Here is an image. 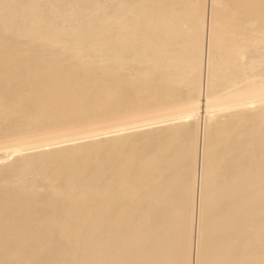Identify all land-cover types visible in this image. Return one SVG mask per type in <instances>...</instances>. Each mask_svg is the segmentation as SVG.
<instances>
[{"label":"bare ground","instance_id":"obj_1","mask_svg":"<svg viewBox=\"0 0 264 264\" xmlns=\"http://www.w3.org/2000/svg\"><path fill=\"white\" fill-rule=\"evenodd\" d=\"M0 264H264V0H0Z\"/></svg>","mask_w":264,"mask_h":264},{"label":"rangeland","instance_id":"obj_2","mask_svg":"<svg viewBox=\"0 0 264 264\" xmlns=\"http://www.w3.org/2000/svg\"><path fill=\"white\" fill-rule=\"evenodd\" d=\"M103 122L106 123L105 121H100V122L98 121V123L100 124V125H98L97 121H95V122H94V123H95L94 126H95V127H96V125H97V126H102V125H104ZM86 123H87L88 125H87ZM86 123L84 124V126H86V127H87V126H90V125L93 124L92 121L90 122V124H89V122H86ZM101 123H102V124H101ZM80 126H81V124L79 125V128H80V129H82V127H83V129L86 128V127H84V126H82V127H80ZM92 126H93V125H92ZM94 126H93V127H94ZM76 127H77V126H76ZM76 127H74V128L76 129ZM90 127H91V126H90ZM90 127H87V128H90ZM93 127H91V128H93ZM74 128H72V129L75 130ZM77 128H78V127H77ZM79 128H78V129H79ZM87 128H86V129H87ZM78 129H76V130H78Z\"/></svg>","mask_w":264,"mask_h":264}]
</instances>
